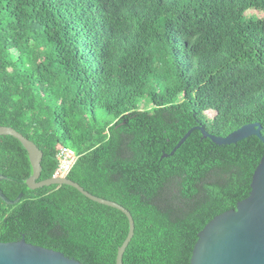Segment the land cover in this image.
I'll use <instances>...</instances> for the list:
<instances>
[{"label":"trees","instance_id":"trees-1","mask_svg":"<svg viewBox=\"0 0 264 264\" xmlns=\"http://www.w3.org/2000/svg\"><path fill=\"white\" fill-rule=\"evenodd\" d=\"M253 122L264 136V0H0V125L42 151L39 180L68 148L67 177L130 212L122 264H189L198 232L248 196L264 144L195 129L170 153L190 128ZM31 174L0 135V242L115 264L127 217L65 184L31 190Z\"/></svg>","mask_w":264,"mask_h":264},{"label":"water","instance_id":"water-1","mask_svg":"<svg viewBox=\"0 0 264 264\" xmlns=\"http://www.w3.org/2000/svg\"><path fill=\"white\" fill-rule=\"evenodd\" d=\"M195 129H199L203 137L217 145L235 144L251 135L258 137L264 144L259 122L244 124L225 136L210 134L203 127H193L184 134L170 154ZM0 135L16 138L27 151L32 167V174L26 180L29 189L65 184L76 188L92 201L120 210L127 217L128 233L118 247L115 259V264H122L124 251L134 234V220L130 212L117 202L91 194L68 177L52 176L39 180L43 153L37 145L10 126L0 125ZM250 188L248 196L237 202L234 209L216 215L198 232L189 264H264V155L252 174ZM18 201L19 198H16L7 202L15 204ZM0 264L82 263L61 252L30 244L22 238L0 242Z\"/></svg>","mask_w":264,"mask_h":264},{"label":"built area","instance_id":"built-area-1","mask_svg":"<svg viewBox=\"0 0 264 264\" xmlns=\"http://www.w3.org/2000/svg\"><path fill=\"white\" fill-rule=\"evenodd\" d=\"M59 164L53 176L67 177L68 172L73 166L76 156L68 148H62L61 152L57 155Z\"/></svg>","mask_w":264,"mask_h":264},{"label":"rangeland","instance_id":"rangeland-1","mask_svg":"<svg viewBox=\"0 0 264 264\" xmlns=\"http://www.w3.org/2000/svg\"><path fill=\"white\" fill-rule=\"evenodd\" d=\"M208 115H210L211 116V114L209 113Z\"/></svg>","mask_w":264,"mask_h":264}]
</instances>
